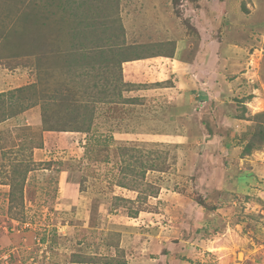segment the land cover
Returning a JSON list of instances; mask_svg holds the SVG:
<instances>
[{
  "label": "rangeland",
  "instance_id": "1",
  "mask_svg": "<svg viewBox=\"0 0 264 264\" xmlns=\"http://www.w3.org/2000/svg\"><path fill=\"white\" fill-rule=\"evenodd\" d=\"M173 21L193 47L219 40L245 50L230 57L253 54L261 90L230 99L254 121L247 131L264 125V87L254 83L264 70V0H0V264H119L145 251H172L174 264H264V204L223 186L246 143L228 154L221 140L206 142L196 114L191 134L176 137L172 92L150 86L153 75L131 81L139 62L117 64L173 54ZM159 69L153 78L169 87L170 70ZM45 118L67 131L45 137Z\"/></svg>",
  "mask_w": 264,
  "mask_h": 264
},
{
  "label": "crops",
  "instance_id": "2",
  "mask_svg": "<svg viewBox=\"0 0 264 264\" xmlns=\"http://www.w3.org/2000/svg\"><path fill=\"white\" fill-rule=\"evenodd\" d=\"M170 29L171 30L169 31V33H173V42H175V44L173 43V54H143V56L139 57L135 56L132 58H125L123 66L130 63H140L138 65L141 69V72L139 71L138 73H136L135 76H133L134 79H132L131 81H135V84H138L139 82L146 83V79L150 77V75L154 76L152 71L158 72L159 68L161 70L162 68L167 71L170 70L168 80H171L172 83H170L171 85H169V87L163 88L158 84V82H162L161 78L159 80H155V78H153L152 76V78L148 79L150 80V86H153L154 89L165 90V93L167 91L172 92V94L167 95L170 98L169 102L172 103L169 107L170 114H168V117L165 116L170 120V131L173 132V134H176V137H178L177 134L184 133L186 128V132L191 134V128L194 124V120L192 123V117L194 118L196 114L195 117H200V129L197 133L201 136L199 135L198 137H200L201 139H205L206 142L208 140V143L214 140H221L223 145L222 147L228 152V154H230V152H233L234 149L236 151L242 150L244 148V144L242 143H247L242 139V133L247 131L248 127H251L254 121L246 119L244 117V114L247 117H249V114L243 113L242 110L239 111V105H237L235 101L231 100L230 97L234 95H241L238 97L240 99H243L246 96L241 93L243 91V88H246L247 86H249V94H255V91L261 90L258 87L252 85V79H254L252 74L254 73V71H251V67L254 68V66L253 64H251V62H249V60H247L246 57L250 53L243 55H237L236 53L235 56L230 57L229 53L234 47L236 48V51L238 53H242L245 50L235 45L223 47V42H219V40H213L211 42H207L206 44H203V42H205L203 41L202 44L199 45V47H193L194 45H192L191 38H189L188 35L184 33V30L182 31V27H180L179 23L175 22L173 24V32L172 28ZM252 55L253 54H250L251 57ZM141 63L146 64L147 67L144 68ZM148 66L150 67V69L148 68ZM231 66L235 70L234 73H239L234 74V79L229 80L227 73L228 69L231 68ZM236 69L238 71H236ZM263 71L262 77L257 76L254 80V83L257 84L259 81L264 87ZM257 72L258 71H256V74H258ZM131 73L133 75V72ZM172 74L173 81L169 78ZM140 76L141 80H139ZM165 80L168 81L167 79ZM243 83L245 84L244 87L243 85H241ZM235 85H237L236 88ZM122 97L125 96H123L122 94ZM251 98H247V101L241 102L242 106L254 104L256 101H259L257 97H254L252 100ZM154 99L155 98H153V101ZM211 110L215 115L214 120H211L210 118L209 120H207V117L205 118V116H207V114L210 115ZM201 120L205 121V124H202L200 126ZM69 132L83 135L82 138L85 137L84 132ZM53 133L54 132L52 131H45L44 135L45 137H53ZM115 135L116 134H114V136ZM240 141L242 142L238 144V142ZM42 149L43 148L40 146L34 147V156H41ZM263 154L264 147L254 149V151L250 154L244 156L241 155V157L239 156V162H242V165H240L238 169L232 170L229 175H224L222 177L226 179V182L223 183V186L227 185V187L230 188L228 191H235L245 195L258 197L264 204ZM243 169L245 170L242 171ZM219 184H221V182H219ZM228 191H225L223 187V193L221 194V196L223 194L226 197L228 195H231V193H229ZM179 197L182 200V203H185L188 206L190 205V201L186 197ZM253 204H257L255 199H253L252 203L248 205ZM257 205L261 207L259 212L264 215V205L259 203ZM208 215H210V213ZM244 225L245 227H250L247 228L250 231L254 227L249 222H245ZM127 232L128 231L126 229L122 234V237L124 239L126 236L125 233ZM249 235L250 234H248V236ZM186 240L187 239H183L182 242ZM238 241L239 240L236 239L234 243ZM126 242L128 243V245L130 243V245L134 243L129 242V239H126ZM123 243L124 242H122V245L120 244V248L125 249L127 253L130 247H127V245ZM139 244L143 243L139 241ZM174 245L176 246V244ZM250 249L252 250L253 247ZM151 253L152 252L146 251L139 252L138 255L130 256L129 258H127V263L121 264H174L181 262V258H178L177 254H173L172 251H170L168 255H159V252H157L158 254L151 255ZM263 254L264 252H262V255ZM186 255H188L189 257L188 253H186ZM256 256L257 259H260L262 257L258 256V254ZM168 261H170V263H168ZM261 261V263H264V255L263 258H261ZM186 264H191V262H187Z\"/></svg>",
  "mask_w": 264,
  "mask_h": 264
},
{
  "label": "trees",
  "instance_id": "3",
  "mask_svg": "<svg viewBox=\"0 0 264 264\" xmlns=\"http://www.w3.org/2000/svg\"><path fill=\"white\" fill-rule=\"evenodd\" d=\"M126 58V57H125ZM125 58H121L119 60V63H117L121 68H122V63L125 61ZM124 83V82H123ZM164 82H158V84H163ZM125 84V83H124ZM6 92H2L1 94L4 95ZM16 114V112H15ZM15 114H13L12 116H14ZM7 114H5L6 116ZM4 116V117H5ZM6 119V118H5ZM5 119L1 120L0 122L4 121ZM45 122L48 124V120L45 118ZM46 130H55V131H67L66 129L64 128H59L57 127L56 125H49L47 127ZM78 130V129H77ZM78 131H81V130H78ZM248 132L252 133V138L251 140H248L247 137H248ZM243 136V140L244 141H247L246 145H245V148L243 150V153L242 155H247V154H250L254 151V149H257V148H261L262 146L261 145H264V125L262 123H258L255 127L249 129L248 131H246L245 133L242 134ZM27 170L30 171L29 167H27V169L24 171V173L22 174V178H23V181L26 180V176H27ZM5 184V183H4ZM14 184L11 183V185ZM125 186V184H124ZM125 202H131V200L129 199H126V198H122ZM132 215H136V213H131ZM110 260L109 261H106L107 264L109 263H114V261H119L116 257H111L109 258ZM75 262H81V263H97L95 262V258H88V260H83V259H77L75 260ZM116 263H125V262H116Z\"/></svg>",
  "mask_w": 264,
  "mask_h": 264
}]
</instances>
